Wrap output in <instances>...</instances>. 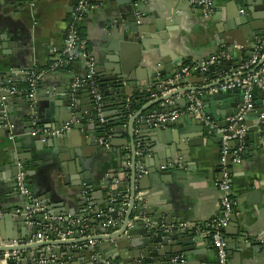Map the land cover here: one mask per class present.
<instances>
[{
	"label": "crops",
	"instance_id": "1",
	"mask_svg": "<svg viewBox=\"0 0 264 264\" xmlns=\"http://www.w3.org/2000/svg\"><path fill=\"white\" fill-rule=\"evenodd\" d=\"M135 1L93 0L94 7L78 24L87 41L88 53L97 64L98 61L104 62L110 57L104 45L110 20L117 19V23L124 24L136 13L143 27L149 28L148 38L155 42L150 45L142 60L137 59V51L132 46L127 51L129 60L141 66L140 70L135 72L145 77L143 86L159 64L163 68L168 65L169 68L175 69L178 65L193 66L209 60L213 55L228 53L230 42L234 43L235 58L238 56L249 60L250 58L242 56L243 49L252 47L257 40L256 34L264 27V6L261 0H214L212 10L206 13L202 8L192 7L188 0H137L138 6H135ZM76 3L77 0H37L32 6L28 0H0V37L6 46L8 45L6 49L16 54L26 66V70H21L20 74L13 78L20 94L16 95V100L13 99L7 107L10 116L14 118L13 128L17 133H22L20 136L32 127L52 129L51 125L54 124L50 120L60 119L66 113L64 104L67 103L68 94L73 102L81 101V107L85 111L92 108L88 92L82 93L80 98L75 95V91L82 87H74L75 81L83 80L86 76L85 61L72 63L71 69L59 70L55 67L56 56L53 49L60 50L64 46L66 33L73 22ZM261 49V46L257 47L255 53L261 52ZM228 55L230 59L231 55ZM33 70L44 75L39 81L38 97L36 101H32L30 107L38 105L40 108L44 104V101H39L41 93L45 94L46 98L53 97L55 100L52 117L47 116L50 108L42 105V110L46 111L43 119L47 120L42 125L36 124L38 118L34 116L38 113L27 104L30 100L27 77ZM203 71H191L186 75L196 82V87L205 86L228 75V72L218 68L213 78L198 77L197 73ZM212 91L214 90L196 91L195 94L202 98L205 114L216 128L204 125L208 130L187 131L197 125L194 118L186 117L188 106L183 103L175 111L184 113L175 121L169 122L173 125L167 127L164 140L151 142L153 147H146L145 151L142 148L140 152L143 153L139 154L137 162L138 165L143 164L141 158L145 157V169H155L160 163L166 162L168 152H171L172 158L174 156L181 161L182 156L188 162L186 167L175 171L169 180L162 181L163 185L155 187L149 183V187L153 186L154 189L146 188L140 192L148 194L153 201L166 205L169 208V219L178 221L174 226L194 229L193 238L190 236L192 250L186 255L189 261L185 262L189 264H217L208 225L222 213V194L218 183L222 177L221 148L225 137H219L222 129L214 131L223 122L221 113L225 111V106L236 104L242 99L238 91L220 99H210L206 95ZM252 94L253 107L264 110V90L258 87L257 91L252 89ZM130 104L131 101L127 103V120L145 105L144 102L137 104L136 110L130 111ZM164 105L165 103L156 105L150 113L162 110ZM263 115L264 112L261 118H264ZM115 117L117 114H111L108 119ZM245 118L244 125L248 132L242 161L238 164L232 161L231 168L229 167L234 200L233 218L236 219L231 220L226 229L228 257L229 264H264V139L259 137L258 142L257 137L251 140L249 136L251 126L258 120L257 112L247 113ZM141 120L142 118L139 121ZM87 123L88 120H84V125ZM110 125L113 128L112 123ZM263 128L264 125L261 129ZM167 131H170V137ZM68 133L69 138L53 141L50 139L47 142L50 144L41 152L37 149L35 154L39 156L38 159L33 158L35 154L30 151V158L33 159L27 162L29 167L24 163L23 166L34 197L40 202L45 199L44 205L47 209L53 208L52 211L60 212L68 208L70 212L78 213L79 204L84 201L80 195L83 193V187L87 185V180L94 191L105 189L106 194L113 191L117 196L122 192L127 179L123 162L126 155L131 156V152L130 148L124 147V143L129 140L124 127L119 138L120 144L123 145L118 144L113 150L100 141L110 139L105 132L101 133L97 129L87 132L76 129ZM12 146V141L4 140L0 143V154ZM238 147L239 143L233 151ZM4 163L0 162V166ZM17 169L16 165H13L0 170V211L23 207L28 202L16 189L15 181L12 183L7 180H16ZM107 182L109 184H106ZM86 208L93 210L88 204ZM120 215L123 218L124 213L121 212ZM74 222L75 220H72L69 224L73 225ZM89 227L94 231L97 229L96 224H89ZM2 229L1 235L7 233L8 227ZM55 232L59 233L57 228ZM10 233H13L12 228ZM242 244L245 245L243 249L240 248ZM0 264L9 263L7 260H0Z\"/></svg>",
	"mask_w": 264,
	"mask_h": 264
},
{
	"label": "water",
	"instance_id": "2",
	"mask_svg": "<svg viewBox=\"0 0 264 264\" xmlns=\"http://www.w3.org/2000/svg\"><path fill=\"white\" fill-rule=\"evenodd\" d=\"M261 1L264 6V0ZM134 8L136 9V7ZM116 21L117 19L110 20L104 38L105 51L110 54V57L106 58L104 62L102 60L97 62L93 79L97 83L102 97L105 109L104 115L107 118L105 124L112 123L113 125L108 135L110 139H104L109 142L110 150L121 143L119 138L122 136L121 130H123V127L129 136V140L126 141V144L124 143V147L130 148L131 152L130 202L125 209L123 198L117 197L113 191L106 194L105 189L94 191L90 181L87 180V185L83 187V193L80 195L84 201L79 204L80 210L78 213L70 212L68 208L60 212L48 208L45 211H37L31 219H27L17 213V208L5 209L3 217L0 218V232H2L3 227H8V229L7 233L0 234V240L5 242V246L0 247V260H3L4 253L18 251L21 254L20 260L18 262L7 260L9 264H189L185 262L189 261L186 255L192 250L190 236L193 238L194 229L181 225L174 226L178 221L169 219V208L153 201L148 194L137 197V193L146 188L154 189L153 186L163 185L162 181L169 180L175 171L183 169L188 163L182 156L181 161L174 158V156L172 158L171 152H168L166 162L160 163L155 169H145L147 167L145 157L141 158L143 164H137L141 149L143 148L145 151L147 150L146 147H153L151 143L153 141H163L167 127L173 125L170 123L153 124L149 122L148 115L151 114V109L162 103H165L163 109L156 112H174L183 103H186V106L189 107L192 102L188 95L195 94L196 91L209 92L214 90L206 95L210 99H220L225 95H229V93L238 91L241 93L242 99L237 101L236 104L225 106V111L221 113L223 122L214 132L222 129L223 131L219 137L230 138L244 125L247 113L257 112L258 120L251 126L249 136L251 140L257 137L258 142L259 137L264 139V128L261 129L264 125V118H261L264 110L255 109L253 106L246 112L243 120L231 129L235 122L234 118L241 114V110L245 106L244 93L246 89L245 86L226 90L220 89L225 82L236 77H243L246 74L238 72V67L247 59L234 57L236 52L234 43H229L231 45L228 49V53L231 55L230 59L213 63L203 72L197 73L198 77L207 78L212 76L213 78L214 72L221 68L228 72L225 77L216 79L205 86L196 87V82H193L187 75L179 77L184 68L183 65H178L176 69L170 67V69L168 65L163 68L159 64L147 77V82L143 86L146 80L145 77L135 72L140 70L141 66L136 65L135 61L131 62L129 60L127 51L132 46L137 51V59L142 60L150 49V45L155 42L148 38L147 31H149V28L143 27V23L136 13L130 16V19L125 21L124 24ZM256 36L255 43L248 50L246 49L247 51L243 49L242 56L245 58L253 57L257 47L261 46L263 55L261 65L264 62V27L260 28ZM0 42V78L3 80V86H8V82L16 86L13 78L20 74L21 70H26V66L16 54L6 49L8 45L6 46L1 37ZM87 73L86 70L85 74L87 75ZM257 88V85H253V89L257 91ZM69 90L70 93L71 89L69 88ZM85 92H88L92 108H87L85 111L81 107V101L73 102L69 97L70 94H68L66 97L67 103L64 104L66 106L64 107L65 110L63 109L66 113L60 119L52 118L50 120L54 124L51 125L53 127L51 130L61 129L67 124H71V130L73 131L79 129L87 132L97 129L101 132L105 124H101L100 117L97 114V106L89 82H85L81 88L75 91L76 98H80L82 93ZM1 96L5 99L1 100ZM39 96V101H44L42 105L50 108L47 111V116L52 117L55 105L54 98H46L43 93ZM151 96H154V98H151ZM207 97L204 99L207 100ZM13 99L16 100L15 95H10L6 91L0 94V143L9 140L14 144L9 149H4L3 154H0V162H5L3 166H0V170L13 165L18 168L19 163H24L26 167H29L27 162L33 158L38 159L39 156H36L35 152L37 149L38 152H41L43 148L47 147L50 144V142L47 143L50 139L53 141L70 137L68 132L71 130L60 135H32L33 127L28 129L23 136H20L22 133H17L13 128L14 118L10 116V110L7 108ZM129 101H133L134 104L144 102L145 105L127 120L125 116L129 111L127 107ZM27 104H29V107L32 106V101L29 100ZM42 105L40 108L38 105L30 107L38 113L36 117L34 116V118H38L36 124L41 125L47 122L43 119V114L46 111L42 110ZM111 114H117V117L108 119ZM188 116L196 120L195 125L197 126L187 131L208 130L204 126L206 125L205 122L201 121L194 113L188 112L186 117ZM141 118L142 120L139 121ZM84 120H88L87 125H84ZM167 134L170 137V131H167ZM236 145L235 140L229 139L227 141V147L230 151L226 162L228 168H231L234 159L232 151ZM22 147L23 149H21ZM178 149L183 150L182 147H178ZM30 151L35 154L33 158H30L32 156L29 155ZM23 153L27 154L23 155ZM140 156L142 157V154ZM34 165L37 166V163L34 162ZM139 166L146 172L140 178H138ZM7 180L12 183L15 181L14 185L17 189L16 180H9V178ZM149 183H152L153 186L149 187ZM40 203L46 205L45 199H41ZM87 204L93 208L92 211L87 210ZM157 211L159 213H156ZM121 212L124 213L123 218L120 215ZM233 215L231 220L235 221L236 218H233ZM59 217L62 218L61 221L57 220ZM72 220H75L73 225L69 224ZM108 222L115 224V226L112 225L107 231L102 230L104 224ZM63 223L67 225L65 226ZM89 224H96V231L92 230ZM10 228H12L13 233H10ZM56 228L59 233L55 232ZM42 229L43 231H41ZM70 230L72 233L67 234ZM41 232L44 233V239L35 240L34 236ZM30 240H33V242L29 243ZM19 241L25 243L13 245V242ZM91 241L94 242L93 245L90 244ZM244 247V244L240 246L242 249Z\"/></svg>",
	"mask_w": 264,
	"mask_h": 264
},
{
	"label": "built area",
	"instance_id": "3",
	"mask_svg": "<svg viewBox=\"0 0 264 264\" xmlns=\"http://www.w3.org/2000/svg\"><path fill=\"white\" fill-rule=\"evenodd\" d=\"M32 6L37 3V0H28ZM93 0H77V3L73 10V22L70 25L66 37L64 46L59 50L54 48L53 52L56 56L55 67H61L66 63H74L78 60H84L87 68V75L83 80H77L74 83V87H79L85 82L90 83L91 92L94 95L96 106H97V114L100 117L101 124H105L107 118L105 117V109L102 102V97L98 90V85L93 79L96 72V61L90 56L88 51H86L85 41L82 39L80 31L78 30V23L84 18L85 14L90 11L94 5L92 3ZM192 7L202 8L205 13L212 10L214 6V0H188ZM139 2L135 1V6H138ZM262 53L257 52L251 57L249 60H246L238 67L239 73H246L243 77H236L232 80H229L221 85V90H226L233 87H242L245 86L244 100L245 106L241 110V114L234 118L235 122L231 126V129L235 127V125L242 121L246 112L252 108L253 106V94L252 89L253 85H257L259 88L264 90V62L260 65L262 61ZM229 55L227 52H222L217 55H213L209 60L202 61L193 66H186L183 68L182 72L179 74V77L184 76L191 71L205 70L209 65L223 61L228 59ZM260 65V66H259ZM42 72L38 71H30L28 73V97L31 101H36L39 92V81L43 77ZM6 91L10 95H18L20 94L19 89L16 86H13L11 82H8V86H3V80L0 78V94L1 92ZM154 98V96H152ZM188 98L192 102V104L188 107V111L194 113L200 120L204 121L205 124L211 128H216V125L206 116L204 112V103L201 97L196 94H189ZM5 97L1 96V100H4ZM183 111H174L168 113H160L153 112L148 115V121L153 124H165L169 122L175 121ZM264 117V115H263ZM72 128L71 124H67L65 127L56 130H48V129H38L33 127L32 135H60L65 131H69ZM247 127L242 125V127L230 138L225 137L222 148H221V179L219 180L218 186L221 196V209L222 213L220 216L213 218L209 222V230L210 236L215 248L217 264H229L228 257V241L226 237L225 229L228 227L231 217L234 214V200H233V191L232 186L229 179V168L226 164L227 157L230 153L227 147V141L229 139L235 140L239 143V147L232 151L234 155L233 162L238 164L242 161V155L245 148V139L247 135ZM101 143L109 146V142L101 139ZM142 153V152H140ZM131 166V156L126 155V158L123 162L124 170L130 168ZM146 173L145 170L139 166L138 167V178L142 177V175ZM17 190L18 192L25 197L28 202L23 207L17 208V213L25 216L27 219H31L37 211H45L47 208L45 205H42L37 198L34 197L32 190L28 183V178L26 171L24 170L23 164H18V174L16 177ZM125 194L121 196L124 199L123 205L126 209L130 202V188L125 186ZM141 192L137 193V197L141 196ZM118 197V196H117ZM116 198V197H115ZM3 211H0V218L3 217ZM60 221L61 217L58 218ZM115 226L111 222L104 224L102 230L107 231L111 226ZM70 230L67 234H71ZM34 239L40 241L44 239V233L41 232L34 236ZM33 242L30 240L29 243ZM25 242H13V245L24 244ZM90 244H94V242H90ZM5 246V242L0 240V247ZM3 260H14L19 261L21 258V254L18 251L15 252H6L3 254Z\"/></svg>",
	"mask_w": 264,
	"mask_h": 264
},
{
	"label": "trees",
	"instance_id": "4",
	"mask_svg": "<svg viewBox=\"0 0 264 264\" xmlns=\"http://www.w3.org/2000/svg\"><path fill=\"white\" fill-rule=\"evenodd\" d=\"M78 30L80 31L82 39L85 41L86 51H88V49H87V41H86V39H85V37H84V35L82 33V28L79 26V24H78ZM71 67H72V63H66V64L63 65V68H59L58 67L57 69H59V70H61V69H71ZM136 107H137V104L136 103L134 104L133 101H132L131 104H130L129 109H130V111H134V110H136ZM109 131H111V125L110 124H105L104 127L101 129V132H105L107 135H109L108 134ZM125 173L127 174L126 175L127 179H126V182L124 184V189H125V186H126V188L127 187H129V188L131 187V169L130 168L125 169ZM123 190L118 195L119 198H121V196H123L125 194V191H123Z\"/></svg>",
	"mask_w": 264,
	"mask_h": 264
}]
</instances>
